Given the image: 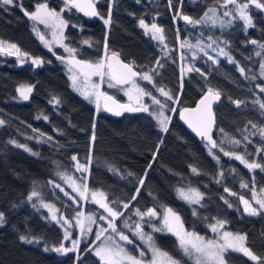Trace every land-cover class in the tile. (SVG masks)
I'll list each match as a JSON object with an SVG mask.
<instances>
[{
    "label": "trees",
    "instance_id": "trees-1",
    "mask_svg": "<svg viewBox=\"0 0 264 264\" xmlns=\"http://www.w3.org/2000/svg\"><path fill=\"white\" fill-rule=\"evenodd\" d=\"M95 1L99 14L96 17L82 16L71 6L62 9V0L0 3V40L13 43L20 51L42 61L33 67L0 53V120L5 122L0 125V212L5 218L0 227V264H102L89 247L91 237L82 241L75 252L64 254L52 250L66 244L65 227L75 236V213L93 209L87 202L74 203L55 187L59 184L69 189L59 173L81 181L91 192H103L109 205L118 211L128 203L126 212L155 209L160 217L170 208L186 231L205 238L212 236L210 224L224 220L223 229L246 234L245 246L264 260V215L248 216L241 211L239 200L244 196L252 203L254 193L264 195L261 191L264 171L250 170L221 151L223 148L245 155L249 163L264 167V151H257L264 149V137L260 135L264 129V110L256 103H264V92L258 87L264 86L260 67L264 64V49L259 47L264 44V8L256 7V3L264 0H237L249 4L247 13L252 25L236 17L223 29L209 23L193 26L182 15L199 19L207 9L225 0H171V6L169 0ZM41 3L59 11L67 22L65 42L76 49L75 58L90 62L105 58L107 37L108 54L115 52L140 73L153 75L152 83L143 84L152 95L161 97L156 90L163 87L178 97V102L159 98L167 105L168 112L176 109L167 133L149 112L113 117L72 89L65 66L57 58L63 56L62 50L47 49L37 37L33 21L24 14L33 12ZM109 10L111 23L105 25L100 17L107 18ZM140 19L163 29L164 45L140 27ZM209 37L227 41L226 46L220 43L219 47L235 63L229 62L218 49L217 63L208 60L202 51H196L195 59H191L188 52L192 48L181 47L184 42L208 44ZM253 40L257 43L253 44ZM183 62L193 63L192 67L205 75L196 71L183 74ZM239 68H244V74ZM151 69H156V73H151ZM21 87L32 88L27 100L20 95ZM209 87L221 94V100L214 106L216 148L192 137L177 119L178 111L192 106ZM113 96L123 100L118 94ZM233 101L243 103L237 107ZM252 124L257 128H252ZM93 132L95 142L91 140ZM232 139L241 143L233 145ZM10 140L24 147L8 143ZM157 145L159 152L153 159ZM73 155L81 164H87L88 172L76 170V162L71 160ZM192 168L199 174L193 173ZM141 179L143 185L139 183ZM244 184L248 186L243 187ZM187 188L202 195L200 203L181 198L180 190ZM225 188L236 195L225 192ZM33 191L38 195L28 200ZM44 204L54 206L56 216L68 219L70 224L61 227L63 220L60 224L53 221L51 211ZM20 235L35 237L39 243H23ZM152 238L159 249L180 264H193L173 234L154 232ZM133 248H130L132 253L136 252ZM225 259L226 264H260V260L253 261L231 250Z\"/></svg>",
    "mask_w": 264,
    "mask_h": 264
},
{
    "label": "snow or ice",
    "instance_id": "snow-or-ice-1",
    "mask_svg": "<svg viewBox=\"0 0 264 264\" xmlns=\"http://www.w3.org/2000/svg\"><path fill=\"white\" fill-rule=\"evenodd\" d=\"M255 2V0H253ZM0 3L3 5H12L15 3V0H0ZM66 6H71L75 9H77L80 12H83L86 16H98V12L95 10V3L94 0H65ZM229 4L236 5L235 12L238 13L239 19L243 20L246 25L251 26L252 20L251 17L247 13V9L249 8L248 3H242L238 4L237 0H225L224 7L227 8ZM169 6H171V0H169ZM257 8H264V3H256ZM63 11V10H61ZM216 8H209L208 11L204 13V17L201 19H193L189 16L182 15V19L186 21L189 24H192L193 26L203 23L205 20L211 19L213 25L217 23L218 17L216 16L217 13ZM211 13V16L209 15ZM26 16H28L32 20L39 21L41 24H45L46 26L54 27L63 29L67 26V22L62 18L60 13L56 12L54 9H49L46 3H41L36 6L35 11L29 13L25 11L24 13ZM224 17H228L230 15H233V13L229 11H224L222 14ZM105 25H109L111 23V10H109V14L107 18L100 17ZM235 18V17H233ZM232 21L228 20L225 21L223 19H219V24L221 29L225 28L226 26L231 25ZM139 25L141 28H144L146 31L151 32V36L153 39L163 43L165 40V36L163 35V29L158 27L156 23H152L150 26L145 23L144 19L139 20ZM62 35V31H61ZM41 40L44 39L43 36L40 37ZM211 42L207 45H203L202 43H198L196 45L188 44L187 42H184L181 44V47H189L191 48H198L200 51L204 52V55L207 56L208 60H211L213 63H217V60L211 56L208 55L206 51H204V48H213V45H217V48H213V51L219 50V53H222L229 62L235 63L233 61L232 57L228 55L226 51H224V48L219 47L220 43L227 45V41H219L218 39H213L212 37L208 38ZM84 43H88V41H85ZM253 44L257 43L255 40L252 41ZM9 48L15 49L16 53L19 54L20 50L17 48L15 44H9ZM166 47V46H165ZM261 49H264V44L259 45ZM104 50H105V58H101L100 60L96 62H90L83 59H76L75 53L76 49L68 48L65 46V51H67L71 55V60L69 63L72 65V67L69 68V71L73 73L71 79L73 81V86L76 87L77 82L81 76L84 77V80L82 81L83 85L85 86V90L81 91V95L85 97V99H91L93 96L95 97V102L97 104V108L99 109V100L101 97L105 99V101H111L112 107H110L107 103L105 104V110L113 112L114 115H121L122 112H150L149 107L143 103H141V97L147 95L150 96L152 99V103L155 105H159L160 111L158 115H156V119L158 122V125L160 129L167 133L169 131L168 124L170 122V117H167L164 115L163 109L167 106L165 103H162L161 100L157 99L155 96H152L150 92H146L144 88L140 87L134 78L139 77L141 80L148 81L149 83H152L153 81V75L145 72L140 73L133 70V67L128 64L124 63L118 58V54L115 52H112L110 55H108V45H107V37H105L104 42ZM5 51V48L3 46V42L0 41V52ZM9 55H12V52H8ZM27 55V54H24ZM257 55H260V53H257ZM58 59L63 60V57H57ZM183 58V57H182ZM193 59H195V55L193 56ZM113 61H115V65L113 64ZM32 63L34 65H39L42 63L39 59H32ZM159 67H163L162 64H160L159 61L156 62ZM261 73L264 75V64H261ZM120 69L121 71L117 70ZM188 71H196L200 73L202 76L205 75L204 73L200 72L199 68L190 67L188 68ZM239 71L241 74H244V68H239ZM151 73H156V69H151ZM92 76H98L103 81V78L105 76L109 77V80H115L116 84H131L132 87L126 91V95L129 96V100H133V92H135V104H117L115 100L111 96H107L105 93H102L99 91V84L92 83L89 85V82L91 80ZM255 77H253L254 79ZM92 89V91L87 90L88 87ZM114 84L109 83V87H114ZM261 92H264V86L258 85ZM78 91H80L79 88H77ZM32 91L31 87H28L26 89L20 90V95L23 97V99L27 100L29 98L28 93ZM157 91L161 93L162 96H164L167 100H172L174 102H178V97H173L172 94L169 91H166L165 88L159 87L157 88ZM221 98V94L219 91H214L213 88L209 87L207 91L205 92L204 96L200 99L199 103L195 108H184L180 111V119L183 120L188 127L196 133V135L206 138L208 143L211 145L212 148L217 147V142L213 139V136L211 134L212 128L214 126V114L212 111V105L215 101H219ZM237 105V107L240 106L242 101H233ZM256 103H259V106L262 110H264V103H260L259 101H256ZM171 111L175 112L176 109L172 108ZM152 114V113H150ZM47 119V117H45ZM5 122L3 120H0V125H3ZM251 123V122H249ZM93 128H95V124H93ZM252 128H257L256 124H252ZM223 132V129L220 130ZM227 135V134H225ZM252 135H255V133H252ZM260 135L264 137V129L260 130ZM49 140L52 139L51 137L48 138ZM91 140L95 142L96 135L95 132H93V135L91 137ZM244 140H248V136H244ZM233 145H239L241 143L240 140L232 139L230 141ZM8 143L15 144L17 147H24L23 145L16 144L14 140H10ZM163 143V141H161ZM251 143V141H249ZM28 150V149H25ZM221 151H223L224 156H228L230 158H233L235 160L240 161L242 164L245 165L248 169H257L259 168L261 171H264V167L261 166L259 163H249V161L245 158V155H240L235 152L225 151L223 148H221ZM257 151H264V149H258ZM159 152V145L156 146V152L153 153V159H155L157 153ZM34 155L36 153H33ZM215 159L219 160L218 156H214ZM72 161H75V167L76 170L79 172H88L87 164H81L77 157L73 155L71 157ZM149 168H151V164L149 165ZM110 170L116 171V169L111 168ZM191 171L193 173L199 174L197 172L196 168H192ZM61 175V178L64 179L69 186L72 188L74 192H76L81 200H88L87 193L89 191L86 184L78 185L76 181L73 179V177L68 176L64 173H59ZM131 175V173H130ZM222 175V173H221ZM140 185L144 184V180L141 179L139 181ZM243 187H247V184L242 185ZM56 188H59L62 192L64 189L59 185H55ZM137 194L139 193V188L136 189ZM225 192H229L230 195H236V193L230 192L228 188L224 189ZM262 192H264V189H261ZM189 192H194L195 196L190 197L188 195H185L183 190H180L181 198L188 200L189 203H200V200L203 198L202 195L194 190L189 189ZM38 193L36 191H33L31 195L28 197V200H32L33 197H36ZM65 195H68L67 192H65ZM253 198L255 199V202L259 207H253L249 200L245 199L244 196H240L239 200L244 205V213H246L248 216H258V215H264V198L256 199L255 193L253 194ZM69 199L73 200L74 203L79 204V201H77L74 197H69ZM133 200L136 199L135 196L132 197ZM221 199H224L221 197ZM91 201L97 205H99L100 208L104 209L105 212H107V217L100 216V220H106L107 221V227H101L99 232L96 233V239L99 240L100 237L107 232L109 229L112 230V232L116 233L119 236L120 241H124L128 244H132L133 240H130L127 235H125L123 232L118 231L116 224L114 221L118 218L124 215L123 212L114 210L112 207L109 206L108 203H106V197L103 192H97L92 191L91 192ZM225 204L228 205L229 208L232 207V205L225 199ZM115 203V202H113ZM45 208H52V205L44 204ZM35 207V205H33ZM123 207L125 209L129 208L128 203H124ZM197 213L195 210H193V215H196ZM135 215L140 217L141 220L144 219L145 216L149 218H153L157 216V212L155 209H148L146 212H141L139 209L136 210ZM169 216L175 217L177 221H179V216H176L175 213H173L172 209H167L166 215L164 216V227L167 229V231L172 232L174 235L177 236L179 241V246L184 252L185 255L189 257H195V264H226V254L229 250L233 252H240L243 253L245 256L250 257L251 260L256 261L260 260V264H264V260L257 257L253 254V252L250 250V248L245 246V241L247 239L246 234H235L229 231H223L222 234H220V230L224 228V225L226 221L224 220H217L216 223L210 224L209 227L211 228V231L214 233H218L219 239H205L203 236H200L196 232H188L183 229V225H180V229L176 230L174 229L169 220ZM51 219L53 221H56V223L60 224L61 220H63V224H61V227H63L65 224H70V221L64 217L58 218L55 214L52 215ZM75 219H76V225L79 227L81 234H87L91 233L93 230L91 228V225L96 223V219L94 218V215L89 213L85 215L83 211H77L75 213ZM215 219V218H214ZM5 223L4 213L0 212V227H2ZM125 226L131 227L127 221L125 222ZM134 235L139 236L141 240H147L149 249L153 253V259L148 261L147 264H159L158 258L163 256L167 258V264H179V261L173 259L168 255L166 252H162L153 242V238L150 234H147L143 231V228L141 226V223L136 222L134 224ZM153 230L160 232L164 229L157 228L153 226ZM65 240L71 239L70 233L65 230L64 237ZM109 241H112V237H107ZM19 240L23 243L31 244L33 242L39 243V240L35 237L32 239H29L27 235H20ZM79 247V241L78 240H72V247H65L63 244H61L59 247H56L52 250L58 253H69V252H75L78 250ZM45 251H48L47 248H45ZM95 255L100 258L102 264H122V262L127 261V264H145V261L142 259V257L145 256L144 251H140L139 256L131 255L127 250L119 244H116L115 242L109 243L104 246L97 247L95 249ZM79 259V257H77Z\"/></svg>",
    "mask_w": 264,
    "mask_h": 264
},
{
    "label": "rangeland",
    "instance_id": "rangeland-1",
    "mask_svg": "<svg viewBox=\"0 0 264 264\" xmlns=\"http://www.w3.org/2000/svg\"><path fill=\"white\" fill-rule=\"evenodd\" d=\"M62 1H63L62 9H66V8L70 7V5L69 6H66L65 0H62ZM94 2H96V1L94 0ZM238 4H241V3H238ZM223 5H224V2L220 3L217 6L210 7V8H216L218 10L217 13H216V16L218 17V19H217V23L215 25H220L219 24V19H223L225 21H228V20L234 19L233 17H235V18L236 17H239L238 13L235 12L236 5L229 4L227 6V8H225ZM48 8L51 9L50 7H48ZM206 11H208V9ZM224 11H229V12L233 13V15H230L228 17H224L222 15ZM56 12L60 13L59 11H56ZM209 15L211 16V13ZM202 17H204V14L199 19H201ZM32 21L34 23V29H35V33H36L37 37L39 38V40L43 43V45L47 49L52 50L54 48H60L62 50V52H63V56L62 57L64 59L63 60L60 59V60L63 63V65L65 66V69L67 71V74H68V78H69L71 87H72L73 90H75L78 94L81 95V91L85 90V86L82 83V81L84 80V77L81 76L79 78L78 82H77L76 87L73 86V81L71 79L73 73L69 71V68L72 67V65L69 63V61L71 60L72 57H71V55L67 51H65V46L68 47V48H71V47H69L67 45V43L65 42V37H64V29H65V27L61 30L59 28H54V27L46 26L45 24H41L39 21H36V20H32ZM203 23H209V24L213 25L211 19L205 20ZM151 24L152 23H150L148 25L150 26ZM61 31H62V35H61ZM41 36L44 37L43 40H41V38H40ZM0 41H2V40H0ZM2 42H3V46L5 48V51L0 52V53L3 56L16 59L18 61V63H20V64H30L33 67L38 66V65H34L32 63V59H38V58H34V57L29 56V55H24L26 53H24L22 51H20L19 54H17L16 51H15V49H12V48H9L8 47L9 44H13V43L5 42V41H2ZM210 42L211 41L208 40V43H210ZM161 44L164 45V41ZM203 45H207V44L206 43H203ZM213 48H215V46H213ZM213 48H207V47H205L204 48V51H206L208 53V55H211L214 58H216L217 52L213 51ZM196 51H200V50L198 48H192L188 52V55H189V57L191 59H193V56L194 55L196 56ZM8 52H12L13 54L12 55H9ZM192 64L193 63L183 62L181 64L182 73L183 74H186L188 72V68L192 67ZM135 80H136V83L140 87L144 88L146 92H149L143 86L144 83H149L148 81L141 80L140 78L135 79ZM92 83L99 84L100 85L99 91L102 92V93H109L111 95L118 94V95H120V96L123 97V100L124 101H129L132 104H135V92H133V100H129V96L126 95V91L132 87V85L130 83L128 85H125V86H117L111 80H109V77H107V76H105L103 78V81L98 76H92L91 77V80L89 82V85L92 84ZM109 83L114 84L115 86L114 87H109ZM26 88H28V87H21V89H26ZM77 88H79L80 91H78ZM87 90L92 91V89L90 88V86L88 87ZM157 93L162 98L161 97H157L155 95H152V96H155L157 99H159V98H161V99L164 98L165 99V97L162 96L159 91H157ZM81 96H83V95H81ZM161 99H159V100H161ZM86 100L88 102H90L91 104H93L94 106L97 107V104L95 102V97L94 96L91 99H86ZM99 102H100V100H99ZM161 102L164 103L162 100H161ZM141 103H143V104H145V105H147L149 107V110H150L149 113H152V116L156 119V115H158V113L160 111L159 105L153 104L151 97L150 96H147V95L141 97ZM163 112H164V115L165 116L170 117V119H171V116L173 114V111L168 112L167 111V108L165 107L163 109ZM74 180L76 181V183L78 185H83V183L81 181L76 180V179H74ZM66 185L68 186L69 189H64L63 188L64 189L63 193L67 192L68 193V195H67L68 197H70V196L71 197H74L76 200H77V197H78L79 198L78 199L79 202H81L83 204H84V202H87V204L93 205V209L92 210L83 211V212L85 213V215H87L89 213L93 214L94 215V218L96 219V223H94V224L91 225V228L93 230L91 233L81 234L79 227L76 225V219H75V229H76V232H75V236L74 237L71 235V230L67 229L66 227L64 228V232H65V230H67L70 233V236H71V239L65 240L66 241V244H64L65 247H69V248L72 247V240L73 239L74 240H78L79 241V244H80L82 241H87L91 237L92 238V243L90 244L89 247H90V249H92V251L94 252V254H95V249L97 247L104 246V245H107L109 243L115 242L116 244L122 245L127 250V252H129L131 255L139 256L140 251H144L145 252V256L142 257V259L145 261V264H147L148 261H150V260L153 259V253L149 249L148 242H147L146 239L145 240H141L139 238V236L134 235V231H135L134 224L136 222L141 223V226L143 228V231L145 233H147V234H150L151 236L153 235L154 232H157V231H154L153 230V226H155L157 228L164 229L163 231H160V232L173 234L172 232L167 231V229L164 227V216L166 214H164V215H162L160 217H158V215H157L156 217H153V218H149V217L145 216L144 219L141 220L140 217H138V216L135 215V212H136L137 209H134L132 211H127L126 212V209L123 207L122 210H120V211L123 212L124 215L121 216V217H118L114 221V223L116 224V227H117L118 231L123 232L125 235H127L130 240H133V243L132 244H128V243H126L124 241H120L119 240V236L116 233L112 232L111 229H109L107 232H105L100 237V239L97 240L96 239V233L99 232V230H100L101 227H107V221L106 220H100L99 217L100 216L107 217V215H108L107 212H105L104 209L100 208L99 205H97V204H95V203H93L91 201V191H88V193H87L88 200H81V198L79 197V195L72 190V188L69 186V184L67 182H66ZM189 189H191V188L183 189L185 195H188V196L194 198L195 193L194 192H191L190 193L189 192ZM194 190H196V189H194ZM69 191H71V192H69ZM72 192L75 193V195L72 194ZM255 197H256V199H260V198H264V195L263 194H257V193H255ZM105 202L108 203L107 201H105ZM251 204H252L253 207H257V208L259 207V205L256 204L254 198H252V203ZM113 209L116 210L115 208H113ZM49 210L51 211V215H53V214L56 215L57 214V210L55 209L54 206H52V208L49 209ZM146 211H141V212H146ZM241 211L244 213V205L242 203H241ZM169 220H170L171 226L174 229H176V230H179L180 229V225H181L180 220L177 221L175 219V217H173V216H169ZM126 221H127V223L131 227L125 226V222ZM223 231H227V230L221 229L220 230V234H222ZM188 232H190V231H188ZM220 234L212 232V236L210 238H205V237L204 238L205 239H216V240H218ZM109 236L112 237V241H109L107 239V237H109ZM174 236L178 240L177 236L176 235H174ZM178 243H179V241H178ZM132 246H134L133 249H135V251H136L134 253H132L131 250H130V248H132ZM161 251L162 252H165L163 250H161ZM190 259L193 262V264H195V257L194 256L193 257H190ZM158 260H159V264H167V258L166 257L161 256V257L158 258ZM122 264H127V261L122 262Z\"/></svg>",
    "mask_w": 264,
    "mask_h": 264
},
{
    "label": "water",
    "instance_id": "water-1",
    "mask_svg": "<svg viewBox=\"0 0 264 264\" xmlns=\"http://www.w3.org/2000/svg\"><path fill=\"white\" fill-rule=\"evenodd\" d=\"M94 3H95V2H94ZM74 9H75V8H74ZM75 10H76L80 15H82V16H85V17H96V16H86V15H84L83 12H80V11H78L77 9H75ZM95 10L98 12V10H97V6H96V3H95ZM110 54H111V53H109L108 55H110ZM118 58H119L121 61H123L124 63H128V62L122 60L119 56H118ZM113 64L115 65V61H113ZM128 64H130V63H128ZM130 65H131V64H130ZM131 66L133 67V70H134V71L139 72V71H138L133 65H131ZM117 70H118V71H121V70L118 69V68H117ZM137 78H139V77H136V78H134V79H137ZM111 81H112L115 85H117V86H125V85H128V84H116L115 80H111ZM205 92H206V91H205ZM205 92H204V93H203V94H202V95L196 100V102H195L192 106H188V107H183V108H181V109L178 111L177 119H178V121L182 124V126L186 129V131H187L192 137H194V138L197 139V140H202L205 144H207L210 148H212L211 145L208 143L207 139H206V138H202V137L196 135V133H194V132L188 127V125H187L183 120L180 119V115H179L180 111H181L182 109H184V108H195V107L197 106V104L199 103L200 99L204 96ZM105 94H106L107 96H111V97L113 98V100H115V101L117 102V104H132V103L129 102V101H121V100L115 98L114 96H112V95L109 94V93H105ZM220 100H221V98H220ZM220 100H219V101H220ZM219 101H215V102L213 103V105H212V111H213V114H214V121H216V120H215V113H214V106H215ZM106 103H107L110 107L113 106L111 101H105V99H104L103 97H101V98H100V102H99V104H100V108H101L105 113H107V114H109V115H111V116H113V117H118L117 115H114L113 112H111V111H106V110H105V104H106ZM129 113H135V112H122L121 115L129 114ZM121 115H119V116H121ZM214 129H215V122H214V126H213V128H212V132H211L212 136H213V133H214ZM213 139H214V138H213Z\"/></svg>",
    "mask_w": 264,
    "mask_h": 264
}]
</instances>
